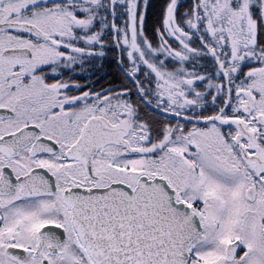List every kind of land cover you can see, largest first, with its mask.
<instances>
[{"label": "snow or ice", "instance_id": "6c2138e0", "mask_svg": "<svg viewBox=\"0 0 264 264\" xmlns=\"http://www.w3.org/2000/svg\"><path fill=\"white\" fill-rule=\"evenodd\" d=\"M0 264H264V0H0Z\"/></svg>", "mask_w": 264, "mask_h": 264}]
</instances>
